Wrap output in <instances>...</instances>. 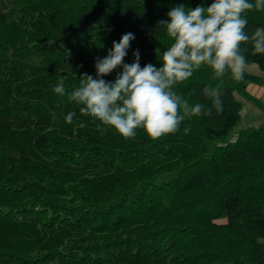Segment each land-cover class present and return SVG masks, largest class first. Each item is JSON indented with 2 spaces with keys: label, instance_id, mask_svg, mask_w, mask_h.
I'll return each instance as SVG.
<instances>
[{
  "label": "trees",
  "instance_id": "obj_1",
  "mask_svg": "<svg viewBox=\"0 0 264 264\" xmlns=\"http://www.w3.org/2000/svg\"><path fill=\"white\" fill-rule=\"evenodd\" d=\"M211 2L0 0V264H264V103L246 91L260 76L221 82L202 66L174 91L209 107L203 89L219 85L223 111L157 140L143 129L125 139L67 98L125 33L124 63L138 50L141 67H160L172 40L159 22ZM243 15L249 35L264 27V9ZM241 51L264 72V54ZM237 95L263 120L230 140Z\"/></svg>",
  "mask_w": 264,
  "mask_h": 264
},
{
  "label": "clouds",
  "instance_id": "obj_2",
  "mask_svg": "<svg viewBox=\"0 0 264 264\" xmlns=\"http://www.w3.org/2000/svg\"><path fill=\"white\" fill-rule=\"evenodd\" d=\"M253 9H264V0H212L207 6L186 8L178 5L168 11L167 21H160L172 43L160 56L161 66L139 64V51L133 52L131 64L124 63L133 33H125L103 58L95 61L96 75L82 74L80 84L67 94L78 105L81 115L90 116L105 126L113 127L123 138H133L143 129L152 140L176 133L181 122L191 116H211L223 111L221 87L206 86L203 94L211 106L190 105L174 91V86L189 80L193 73L206 66L214 80L226 73L234 81H242L248 61L241 51L242 44L251 43L253 54H264V27L249 35L248 20L243 15ZM122 70L114 82L102 77L116 68ZM65 77L58 79L53 91L65 95ZM222 82V80H221ZM75 112L65 116L73 123ZM80 124V127H84ZM187 134L190 128L185 127Z\"/></svg>",
  "mask_w": 264,
  "mask_h": 264
},
{
  "label": "crops",
  "instance_id": "obj_3",
  "mask_svg": "<svg viewBox=\"0 0 264 264\" xmlns=\"http://www.w3.org/2000/svg\"><path fill=\"white\" fill-rule=\"evenodd\" d=\"M247 72L260 76L261 81L258 83H249L246 86V91L248 92V94H250L251 96L257 98L258 100L264 103V72L261 71L255 64H248ZM237 97L241 100L242 103V107L240 110L241 117L248 111V109L254 110L255 113H253V115H255L256 118L254 119V122H251V124L253 125L254 123L255 125L253 126H258L263 120V115L260 109L247 98L239 95H237ZM245 126H249V125L244 124L241 128Z\"/></svg>",
  "mask_w": 264,
  "mask_h": 264
},
{
  "label": "rangeland",
  "instance_id": "obj_4",
  "mask_svg": "<svg viewBox=\"0 0 264 264\" xmlns=\"http://www.w3.org/2000/svg\"><path fill=\"white\" fill-rule=\"evenodd\" d=\"M256 68V67H255ZM257 69V68H256ZM254 71V70H252ZM240 96V95H239ZM248 101V100H247ZM244 102V101H243ZM250 102V101H249ZM253 113H255L254 110L248 109V111L241 117L239 123L234 127L231 135H230V140H234L237 131L245 124V125H249V126H253L255 125L253 123V125L251 124V122H254V119L256 118L255 115H253ZM222 264H231V262H224Z\"/></svg>",
  "mask_w": 264,
  "mask_h": 264
}]
</instances>
